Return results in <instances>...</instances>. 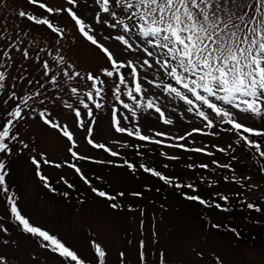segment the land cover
I'll use <instances>...</instances> for the list:
<instances>
[{"label":"rangeland","instance_id":"374dc122","mask_svg":"<svg viewBox=\"0 0 264 264\" xmlns=\"http://www.w3.org/2000/svg\"><path fill=\"white\" fill-rule=\"evenodd\" d=\"M47 3L52 7H68L66 0H47ZM19 11L47 15L43 10L28 4L27 0H0V72L5 74L4 87L0 88V124L3 126V122L6 123L10 119L8 113L17 105L24 109L25 116L23 120L15 123L13 134L18 133L19 139L10 143L12 153L4 156L9 172L6 181H11L15 190L7 194L0 191L3 194V197L0 194V264H74L70 259L52 251V248L47 246L48 242L23 230L11 215L7 203L8 196L15 198L21 214L33 226L55 236L75 251L86 264H98L92 242L99 243L106 251L105 264H160L161 253L164 254L165 264H264V242L253 247L242 245L234 247L229 241L209 234L203 227L192 223L185 214L164 211L163 215L155 214L151 222L149 221L151 216L147 212L144 215L137 210L124 213L118 208H111L110 203L102 204L99 199L78 205L71 203L62 205L48 197L49 190L45 187V182L36 175L31 157L35 156L41 161L40 171L47 177V183L62 176V171L67 170L69 174L75 172L74 168L67 166L68 164L79 167L85 177L89 168L85 160L71 156L68 148L72 145L67 138L58 130L45 125L32 109H47L52 114L50 118L62 125H68L74 134L76 146L73 150L78 155L88 158L95 154L113 159L117 157L103 149L94 148L87 142L91 138L94 143H102L111 151L118 153L121 142L114 138L118 132L111 122L112 110L116 109L121 126L133 131L139 128L142 134L149 136L150 141H161L160 146L163 147L161 150L166 158L174 156L176 149L202 148L203 151L199 153L208 156L210 168L203 172L201 177L215 180L216 177L228 173L226 175L235 183V186L225 187L221 195L234 197L239 194L248 201L261 203L264 201V183L257 182L247 171L240 173L238 170L232 171L231 167L217 166L228 163V159L236 163H246L242 152L232 142L231 135L224 130L228 125H220L214 119L216 127H205L206 122L195 115V110L192 113L187 112L188 105L164 93L162 85L156 86L161 84L160 80L168 77L158 65L150 69L140 68L143 59L148 58L144 49L155 51L145 41L131 33L125 34L119 27L113 29L106 25L93 24L99 33L97 38L114 53L118 61L131 59L137 64L143 91L140 94L133 92L136 101L126 94L128 88H134V82L131 76L127 75V69L121 70L126 74L127 83L120 85V100L135 110L136 115L133 116L113 95L118 81L114 77L100 75V70L108 66L106 58L95 46L86 44L70 17L64 13L48 16L54 25L63 29V33L58 35L52 33L46 26L35 25L19 17ZM78 14L86 23H92V11L82 10ZM116 35H126L134 50H124L125 46L114 38ZM103 37L108 39L104 40ZM24 51L28 52V58L24 57ZM5 52L7 56L4 55ZM60 56L64 57L63 63H57ZM44 61L50 65L48 77L43 75ZM68 64L74 65L75 70L80 71L85 78L67 80L62 73ZM88 72L100 75L105 80L104 85H97L104 89L101 94L103 99L95 98L104 105L101 109H96L85 95L89 91L94 92L91 88L92 81L86 79ZM52 75H57L58 87L50 82ZM148 80H152L153 83L149 84ZM174 85L179 87L175 83ZM71 87H76L79 95L74 96L70 91ZM181 91L183 92V89ZM37 92L41 95L37 96ZM13 93L15 97L10 99ZM80 99L88 103L92 109L94 123L87 117V109L79 103ZM149 99L161 107L165 119L173 120L172 124H165L154 109L145 110L144 107L137 106V103L146 105ZM25 100L27 107L24 104ZM41 100H44L43 104L40 103ZM65 102L72 104L73 109L81 111L84 127L79 126L74 110L64 107ZM202 110L208 113L210 118H214L210 110L204 107ZM124 116L128 117L127 121L123 119ZM243 122L248 126L264 129V121L259 118H250ZM88 126L93 129L91 137L88 136ZM193 129L200 131H192ZM157 132L164 135L157 136ZM189 132H192V135H188ZM180 136H184L185 139H179ZM19 140L27 143L29 148L21 151L22 145L19 144ZM220 148H225L226 151L221 152L218 150ZM233 156L236 159H232ZM44 158L50 160L52 164H43ZM147 158L149 159L148 154ZM56 163L62 166L57 168L54 166ZM77 176L79 177V174ZM252 185L258 187L251 188ZM141 252L144 253L143 260L140 259ZM121 253H124L123 258Z\"/></svg>","mask_w":264,"mask_h":264},{"label":"snow or ice","instance_id":"6c2138e0","mask_svg":"<svg viewBox=\"0 0 264 264\" xmlns=\"http://www.w3.org/2000/svg\"><path fill=\"white\" fill-rule=\"evenodd\" d=\"M30 5L36 6L43 10L47 15H34L26 11H19V17L31 21L35 25L46 26L52 33L61 35L63 29L54 25L53 21L48 18L49 15L56 16L60 13L66 14L74 22L79 35L106 57L108 66L100 70V75L108 78H115L118 83L115 86L113 95L115 99L123 104L124 109H128L133 116L136 115L134 109L130 108L129 104L120 100V85H126V74L121 72L122 69H127V75H130L134 82V88H128L127 96L136 101V96L133 92L140 94L143 89L140 83V72L137 64L131 59L126 61H118L110 49L102 43L97 36L96 29L93 24L106 25L110 28H121L125 34L131 33L135 30L139 36L145 39V42L151 46L155 51L145 48L144 52L148 58L143 59L140 63V68L150 69L154 65H158L163 69V74L170 80L174 81L179 87L173 86L171 83H163L164 93L169 96H174L188 105L187 112L192 113L195 110V115L206 122L205 127H216L214 119L220 125H228L230 127L224 129L239 134V139L235 141L237 145L243 142L248 149H254L260 157H264V150H262L261 143L251 139L250 137H264V129H258L254 126L246 125L243 120L250 118H259L264 121V0H66L68 7H52L47 3V0H27ZM82 10L92 11V23H86L85 19L78 14ZM111 20V22H110ZM122 45L125 46L126 51L134 50V46L126 35H116L114 37ZM107 40L108 37H103ZM7 56V52L4 53ZM25 58H28V52L23 53ZM64 57L60 56L57 63H63ZM43 75L49 76L50 65L47 61L42 63ZM69 69L72 71L70 72ZM63 76L71 81L76 78L84 79L80 71L75 70V66L68 64L67 68L63 70ZM59 75V73L57 74ZM57 75L50 77V82L57 87ZM100 75H94L88 72L86 79L92 81L91 88L94 90L85 93L88 101H91L96 109H101L104 105L98 102L95 98L103 99V87L97 85H104L105 80L100 79ZM5 74L0 72V88L4 87ZM152 84V80L147 81ZM31 83V81H29ZM43 87V85H42ZM183 89V92L181 91ZM71 93L76 96L79 95L76 87L70 88ZM41 95L40 92L36 93ZM190 96L192 98H190ZM15 93L12 94L13 98ZM31 97H29L30 99ZM59 97H57L58 99ZM220 102L219 104L216 102ZM196 102H199L198 104ZM7 103V101H5ZM41 104L44 100L40 101ZM79 103L84 109H87V117L94 123L93 111L88 103L83 99ZM27 107V100L24 101ZM223 105V106H222ZM147 109H154L159 113V118L165 124H172V119H165V113L161 107L156 106L153 100L149 99L146 105H139ZM227 106V107H225ZM64 107L73 109V105L67 102ZM202 107L207 108L214 114V118H210L209 114L202 110ZM231 109H235L232 111ZM75 117L80 127H84V121L81 119V111L73 109ZM39 119L47 126L58 130L71 143L68 148L72 157L78 160L89 159L86 156L78 155L75 148L74 134L69 130L68 125H62L60 122L50 118L51 112L47 109L37 110ZM117 110L113 109L111 113V122L115 131L118 133H127L128 136H135L140 141H150L149 136L141 133L139 128L134 131L130 128L121 126V120L117 118ZM241 114H244L241 116ZM10 119L0 127V153L10 155L12 148L10 143L19 139L18 133L13 134L15 123L25 118L24 109L17 105L11 112L8 113ZM36 117H33L35 119ZM125 121L128 120L124 116ZM92 127H87L88 136L92 135ZM192 131H200V129H193ZM247 134V135H244ZM157 136L164 135L162 132H157ZM188 135H192L189 132ZM179 139H185L180 136ZM94 148L103 149L105 152H110L112 156H117L118 153L111 151L102 143H94L89 138L87 141ZM152 143L160 144L161 141L154 140ZM19 144L23 149H28L29 145L23 140H19ZM170 147H183V145H169ZM231 147V145H229ZM189 151L202 152V148H192ZM225 152V148L218 149ZM235 149H233L234 151ZM211 155V153H209ZM43 156V154H41ZM168 159H177L175 156H169ZM232 159H236L235 156ZM101 163V161H96ZM31 163L36 168V175L41 181L45 182V187L52 189L48 184L47 177L40 171L41 161L37 157H31ZM43 164H52L46 158L42 160ZM111 163V161H109ZM216 163V161H213ZM55 167L59 168L62 165L56 163ZM74 168L75 172L79 174L80 179L84 184L89 185L91 191L98 197L106 198L109 201H115L116 196L109 195L103 190H98L92 187L90 181L83 175L81 169L74 164L67 165ZM130 169L134 166L127 165ZM221 168H230L228 163L218 164ZM146 173L158 177L165 184L174 186L176 189L187 187L196 192L193 184L182 185L176 183L172 185L169 177L162 175L161 172L155 171L143 164L139 166ZM167 167V165H164ZM192 167V165H189ZM199 167L207 168L208 165L202 164ZM264 171V168L261 169ZM9 172L6 168L4 160L0 159V191L7 194L9 188L6 185V177ZM63 180V177H61ZM227 180L228 178L225 177ZM250 179V178H248ZM64 183L69 189L74 186L64 180ZM251 188L258 187L256 185ZM67 196V192L61 193ZM118 196H123L124 193H118ZM133 195H140V193H133ZM181 195L188 201L197 202L200 205L212 208L215 207L221 211H230L227 207H222L219 202H210L197 194H188L182 192ZM219 195V199L225 204L229 202L226 195ZM239 195V194H237ZM240 203H246L239 201ZM7 203L10 206L11 215L23 227L27 233L33 234L42 238L43 241L48 242L47 246L52 248V251L57 252L60 256L70 259L74 264H86L77 253L67 247L55 236L49 232L42 230L39 227L33 226L30 221L21 214L16 200L13 196L7 197ZM110 207L117 209L120 206L113 202ZM246 207L256 212L264 211L259 205L254 203H246ZM213 228L220 227L213 224ZM231 231L235 232V229ZM95 256L98 264H105L106 251L99 243L92 242ZM143 247V244L141 245ZM123 258L124 253L120 254ZM140 259H144V253H140ZM160 264H165L164 254H160Z\"/></svg>","mask_w":264,"mask_h":264},{"label":"trees","instance_id":"16d2710c","mask_svg":"<svg viewBox=\"0 0 264 264\" xmlns=\"http://www.w3.org/2000/svg\"><path fill=\"white\" fill-rule=\"evenodd\" d=\"M131 34L145 41L135 30ZM100 79H102L101 76ZM160 81L171 83L175 86V82L169 78L164 77ZM0 127H2L1 124ZM228 127L230 126H226V128ZM228 132L231 135L232 142L242 152L246 160V163H236L234 160L228 159V164L231 165L232 171L238 170L240 173L247 171L257 182L260 184L264 183V171H261L264 168V157H260L254 149L246 148L242 141L237 145L235 141L239 139V134ZM114 138L121 142L115 159L106 155L99 156L95 154L85 160V164L88 166L89 172H91L90 174L86 171V178L90 181L91 186L96 187L98 190H103L109 195L116 196L117 199L115 201L98 197L75 172H70L69 174L67 170L65 172L62 171V176L56 177L54 181H48L51 188L55 189V191H52L47 187L49 190L48 197L55 203L62 205L68 203L73 205L90 203L96 199H99L104 205L115 202L120 206L118 209L124 211V213L137 210L140 211L141 215H144L147 212L151 216L149 218L151 222H153L155 214L163 215L164 211H173L187 215L192 223L203 227L209 234L211 233L218 238L229 241L234 247L241 245L253 247L264 242V211L256 212L246 207V203L250 202L259 205L264 210V201L255 203L237 194L234 197L228 196L229 202L227 204L220 200L217 194H221L225 187L235 186V183L230 176L226 175L228 173L225 176L216 177L215 180H207L205 177H201V174L210 168V159H208L206 154L189 151L187 148L176 149L174 156L177 159L170 160L163 154L161 150L163 147L160 144L140 141L123 133H117ZM250 138L261 143L262 150H264V137ZM5 155L0 153V159L4 160V162ZM116 159L118 163H116ZM96 161H101V163ZM128 164H132L134 167L130 169L127 166ZM141 164L169 177L172 185L176 183L182 185L193 184L196 192H192L187 187L176 189L174 186L165 184L158 177L144 172L139 167ZM202 164H206L208 167H199ZM164 165H167V167H164ZM189 165H192V167H189ZM61 177H63V180ZM225 177L228 179L226 180ZM64 180H67L74 187L69 189ZM6 185L9 188V192H12L14 189L12 182L7 180ZM63 192H67L68 195H62L61 193ZM182 192L197 194L210 202H219L222 207H227L230 211H221L215 207L207 208L197 202L188 201L181 195ZM118 193H124V195L118 196ZM133 193H140V195H133ZM1 195L3 197V194ZM239 201L246 203H240ZM213 224L220 227L213 228ZM232 229L236 231L233 232L231 231Z\"/></svg>","mask_w":264,"mask_h":264}]
</instances>
